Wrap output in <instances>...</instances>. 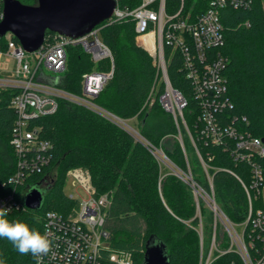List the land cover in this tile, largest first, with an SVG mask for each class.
<instances>
[{
  "label": "trees",
  "instance_id": "trees-1",
  "mask_svg": "<svg viewBox=\"0 0 264 264\" xmlns=\"http://www.w3.org/2000/svg\"><path fill=\"white\" fill-rule=\"evenodd\" d=\"M19 1L31 6L37 4V0ZM139 2L132 0L131 8ZM2 10L3 0H0V18ZM222 20L225 27L222 53L229 60L226 76L233 107L223 111L221 119L231 124L237 118L238 125L246 118L245 131L264 138V0H255L254 6L246 11L225 9ZM96 28H100V38L111 50L113 60L95 64L80 45L69 46L66 69L56 78V85L81 96L85 74L113 70L112 79L93 103L121 120H136L135 128L147 144L84 106L59 100L54 115L39 118L32 124L39 130V138L52 146L47 152L50 162L43 172L30 177L19 189L26 195L57 168L46 190L43 207L14 211L7 218L25 222L42 234L48 212L68 219L78 209L79 201L64 192L67 174L73 169H83L90 174L96 195L107 194L110 198L105 230L112 249L129 251L134 264H142L147 241L155 236L167 246L169 264H200L201 256L203 259L211 248L215 214L195 194L193 184L206 194H213L229 220L240 224L248 217L249 203L243 184L247 187L252 184L251 166L234 160V141L227 139L226 146H216L201 137L199 104L178 54L171 56V49L165 48L171 86L187 102L183 110L186 126L181 120L177 124L173 115L162 108L159 99L165 85L157 54L138 39L134 23L104 22ZM54 35L47 32L44 44H52ZM0 48H5L4 39L0 40ZM15 95L13 89L0 88V195L15 188L3 186L16 166L11 146L16 121L11 103ZM150 149L162 150L174 165V172L190 179L183 180L170 172L164 176L166 167ZM257 159L264 165V157ZM250 194L253 210L264 209L262 196H256L255 191ZM21 201L24 202V196ZM221 229L218 222L216 240ZM228 247L229 239L224 231L217 248L222 251ZM0 258L5 264H36L31 254L21 255L3 238H0ZM232 258L233 254L220 256L213 264H227Z\"/></svg>",
  "mask_w": 264,
  "mask_h": 264
},
{
  "label": "built area",
  "instance_id": "built-area-1",
  "mask_svg": "<svg viewBox=\"0 0 264 264\" xmlns=\"http://www.w3.org/2000/svg\"><path fill=\"white\" fill-rule=\"evenodd\" d=\"M131 1L114 0L113 15L105 22L132 21L141 43L156 51L158 69L165 85L164 94L159 99L162 108L173 115L177 124L181 120L186 126L183 110L187 102L171 86L167 75L165 48H170L171 56L178 54L180 57L182 70L199 104L201 137L216 146H226L227 139L234 141V160L248 162L251 166L252 184L250 187L243 184L249 203L248 217L240 224L229 220L217 206L213 194H206L193 184L197 196L208 197L207 203L215 214L212 245L206 262L201 256L200 264H210L215 252L219 253L217 258L233 254L234 258L227 264H264V209L253 210L250 194L255 191L256 196H262L264 165L257 158L264 157V138L245 131L246 118L238 125L237 118L231 124L221 119L222 112L233 107L226 76L229 60L222 53L225 46L222 12L225 9L250 10L255 0H139L134 8L130 6ZM99 32L100 28H95L78 39L55 34L52 44H43L35 53H27L11 33L4 37L5 48H0V57L7 56L16 61L14 76L10 79L0 77L1 89L16 91L11 103L16 113L11 139L16 166L14 173L3 183V186L15 188L0 195V208L10 209L8 214L27 209L21 201V197L25 198V191L19 192V189L30 177L43 172L50 162L47 152L52 146L39 138V130L32 124L39 118L54 115L59 109V100L84 106L105 118L111 116L121 120L93 103L112 79L113 70L85 74L81 96L56 85V78L66 69V49L69 46L80 45L95 64L105 59L113 60L111 50L103 43ZM43 70L55 77L53 83L43 82ZM160 158L163 162L169 160L165 155ZM67 176L83 189L86 198L78 200V209L68 219L54 212L46 214L44 234L51 241V251L42 257L41 264H134L131 252L112 249L108 244L105 222L109 196L96 195L91 176L83 169L70 170ZM218 222L229 239V247L222 251L215 246Z\"/></svg>",
  "mask_w": 264,
  "mask_h": 264
},
{
  "label": "water",
  "instance_id": "water-1",
  "mask_svg": "<svg viewBox=\"0 0 264 264\" xmlns=\"http://www.w3.org/2000/svg\"><path fill=\"white\" fill-rule=\"evenodd\" d=\"M115 6L114 0H37L33 6L19 0H3L0 40L11 33L27 53H35L44 44L47 32L81 38L110 19ZM150 151L160 158L157 152ZM175 173L186 180L179 172ZM43 183L32 186L25 195L27 209L43 207L48 189L42 188ZM142 264H169L167 246L155 236L147 241Z\"/></svg>",
  "mask_w": 264,
  "mask_h": 264
},
{
  "label": "rangeland",
  "instance_id": "rangeland-1",
  "mask_svg": "<svg viewBox=\"0 0 264 264\" xmlns=\"http://www.w3.org/2000/svg\"><path fill=\"white\" fill-rule=\"evenodd\" d=\"M15 70H16V61H15V59L10 58V57H7V56L0 57V77H2L4 79H10V78H12L14 76ZM161 81H163V77L161 78ZM156 91L157 90H155L153 92H156ZM107 119H109L110 121H113L114 123H116L117 125H119L121 128H124L125 130H127L128 132H130L133 136H135L137 139L142 140L144 142V144H147L146 141H144L140 137L137 129L135 128L136 123H137L136 120H130V121L116 120V119H113L111 116H110V118L108 117ZM157 154L160 157H163V155L166 156V154L162 150H158ZM156 158L167 169V170L164 171V174H165L164 176H166L169 172L172 173V174H175V172H174V165L169 160H167V161L164 160L165 162H163L161 158H159L157 156H156ZM56 172H57V168H55L51 172L50 176L48 177V180H46L42 184V188H45V187L47 188V187L50 186V183L52 182V179L55 177ZM183 177L185 179H187V181H188V178L185 175H183ZM64 192L67 195L73 196L77 200H80V201L81 200H84L86 198V193L83 191V189L78 184H76L74 182V180H73L72 177H68L67 178L66 183H65V186H64ZM204 198H202V199L205 201L206 205L209 206L208 203H207V201L209 200L208 197L205 195ZM262 199H263V204H264V187L262 189ZM202 212L204 214L203 209H202ZM200 232H202V231H200ZM223 236H224V229L222 227V229L219 231V235H218L219 239L217 238V240L215 242V246L216 247L219 246L220 242H222ZM203 239H204V242H206L207 239H206L205 236H204ZM212 240H213V238H212ZM211 245H212V243H211ZM208 255H209V253L206 256H203V262L204 263L206 262V260L208 258ZM216 259H217V256H215V254H214L213 257L210 259V264H213L216 261Z\"/></svg>",
  "mask_w": 264,
  "mask_h": 264
},
{
  "label": "clouds",
  "instance_id": "clouds-1",
  "mask_svg": "<svg viewBox=\"0 0 264 264\" xmlns=\"http://www.w3.org/2000/svg\"><path fill=\"white\" fill-rule=\"evenodd\" d=\"M10 209L0 208V238L8 240L21 255L31 254L36 264L51 251V241L46 234L31 228L20 220H9ZM0 264L5 260L0 258Z\"/></svg>",
  "mask_w": 264,
  "mask_h": 264
},
{
  "label": "crops",
  "instance_id": "crops-1",
  "mask_svg": "<svg viewBox=\"0 0 264 264\" xmlns=\"http://www.w3.org/2000/svg\"><path fill=\"white\" fill-rule=\"evenodd\" d=\"M43 73H45V77H43V82L45 83H53L54 82V76L49 72L48 70H43Z\"/></svg>",
  "mask_w": 264,
  "mask_h": 264
}]
</instances>
